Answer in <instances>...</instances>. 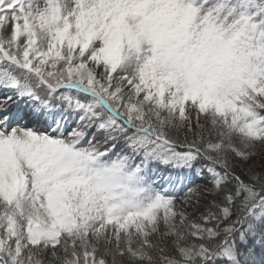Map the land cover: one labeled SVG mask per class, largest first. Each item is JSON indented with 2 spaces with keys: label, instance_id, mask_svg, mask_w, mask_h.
Masks as SVG:
<instances>
[{
  "label": "snow or ice",
  "instance_id": "6c2138e0",
  "mask_svg": "<svg viewBox=\"0 0 264 264\" xmlns=\"http://www.w3.org/2000/svg\"><path fill=\"white\" fill-rule=\"evenodd\" d=\"M0 264H264V0H0Z\"/></svg>",
  "mask_w": 264,
  "mask_h": 264
}]
</instances>
